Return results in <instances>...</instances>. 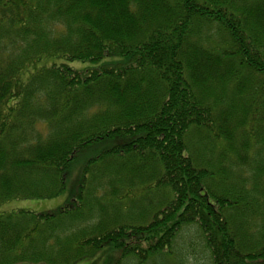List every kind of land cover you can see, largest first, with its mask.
Instances as JSON below:
<instances>
[{"label":"trees","instance_id":"16d2710c","mask_svg":"<svg viewBox=\"0 0 264 264\" xmlns=\"http://www.w3.org/2000/svg\"><path fill=\"white\" fill-rule=\"evenodd\" d=\"M65 192L0 264H264V0H0V206Z\"/></svg>","mask_w":264,"mask_h":264},{"label":"rangeland","instance_id":"374dc122","mask_svg":"<svg viewBox=\"0 0 264 264\" xmlns=\"http://www.w3.org/2000/svg\"><path fill=\"white\" fill-rule=\"evenodd\" d=\"M74 68L84 67L86 64L79 62L70 63ZM69 192L51 200H20L12 201L0 206V214L19 210L35 213H46L64 206L69 198ZM210 264V255L199 229L196 226L186 227L175 238L171 251L147 258L144 263H139L133 257L122 258L119 252H110L92 260H85L79 264Z\"/></svg>","mask_w":264,"mask_h":264}]
</instances>
